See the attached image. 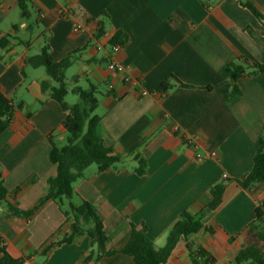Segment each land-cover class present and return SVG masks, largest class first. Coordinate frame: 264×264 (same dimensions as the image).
<instances>
[{
    "label": "crops",
    "instance_id": "obj_1",
    "mask_svg": "<svg viewBox=\"0 0 264 264\" xmlns=\"http://www.w3.org/2000/svg\"><path fill=\"white\" fill-rule=\"evenodd\" d=\"M31 1L39 26L29 32L22 18L9 19L16 0H0V37L31 42L25 47L14 40L8 49L0 48V93L15 110L0 134V177L8 189L0 204V247L14 258L31 255L24 264H94L86 262L96 250L86 236L43 256L72 223L56 202L47 201L30 218L8 210L16 205L29 211L47 195L49 180L57 175L50 152L65 146L68 137L62 127L66 112L41 90L49 78L46 70L26 64L37 54H32V40L21 36L36 32L41 42L47 36L56 61L76 52L66 73L71 72L68 88L97 89L99 134L105 146L126 156L104 172L89 167L74 184L76 201L96 207L108 248L117 251L101 263L134 264L131 256L119 253L132 225H146L156 248L164 247L179 215H198L210 201V188L224 183L223 202L204 218L205 229L180 240L166 264H192L187 244L207 250L214 264H230L254 239L248 227L264 201V182L249 189L237 183L252 170L260 148L264 75L238 80L241 96L228 103L234 83L224 68L236 60L264 63V27L258 19L242 0ZM251 1L264 18V0ZM60 9L69 15L61 16ZM119 32L127 43L113 54L110 40ZM112 59L122 72L109 69ZM165 82L170 85L166 92ZM136 153L148 163L144 176L135 173Z\"/></svg>",
    "mask_w": 264,
    "mask_h": 264
},
{
    "label": "trees",
    "instance_id": "obj_2",
    "mask_svg": "<svg viewBox=\"0 0 264 264\" xmlns=\"http://www.w3.org/2000/svg\"><path fill=\"white\" fill-rule=\"evenodd\" d=\"M16 2L21 18L28 23L26 30L32 32L39 26L38 19L34 18V4L31 0H16ZM242 5L250 10L264 27V18L253 2L242 0ZM14 30L18 31L19 27L15 25ZM248 32L251 33V30L248 29ZM14 40L25 47L31 46L29 41L24 42L13 35H4L0 37V48L8 49ZM126 43L127 37L122 32L115 34L110 40L111 46L123 47ZM75 54L76 52L69 53L62 60L56 61L52 56L48 38L44 34L40 53L26 59V64L31 68H45L49 78L41 82V90L57 101L66 112L62 127L68 137L65 146L61 148L53 146L50 152V160L57 167V175L49 180L47 195L29 211H21L16 205H8V210L11 214L30 218L35 216L47 201L56 202L64 216L72 223L68 234L45 247L43 256H47L58 246L72 244L77 238L86 236L90 239V247H96V250L90 251L86 262L94 261V264H102L103 257L114 255L117 251L108 248L109 237L104 228L103 218L96 207L85 200L76 201L74 184L84 177L85 171L92 165H96L99 172H104L124 163L126 156L117 154L111 147L105 146L99 134L101 117L96 114L99 94L97 89L90 86L86 90L78 87L70 91L68 88L66 73L74 63ZM224 73L226 78L234 83L226 97V102L230 103L241 96L237 85L238 80L264 75V63L236 60L225 66ZM174 80L185 87L177 79ZM169 86V82L163 83V91L166 92ZM71 92L78 96L79 102L70 106L65 99ZM14 111L9 99L0 93V134L8 129ZM133 159L138 164L135 173L138 176H144L148 168L146 159L140 153L134 154ZM262 182H264V129L260 136V148L254 157L252 170L245 179L237 180L238 185L244 189ZM225 190L224 183H216L209 190L210 201L198 215L183 211L170 229L164 247L156 248L153 240L148 236L146 225L141 227L132 225L129 240L119 253L131 256L134 264H166L180 240L188 241L192 235L205 229L204 218L220 207ZM7 196L8 189L0 177V204L6 202ZM255 216V220L248 227V233L254 236V239L247 242L230 264H264V201L256 207ZM187 249L192 264L215 263L213 255L204 248L197 247L193 250L192 246L187 244ZM30 258L31 255L14 258L4 247H0V264H24Z\"/></svg>",
    "mask_w": 264,
    "mask_h": 264
},
{
    "label": "rangeland",
    "instance_id": "obj_3",
    "mask_svg": "<svg viewBox=\"0 0 264 264\" xmlns=\"http://www.w3.org/2000/svg\"><path fill=\"white\" fill-rule=\"evenodd\" d=\"M9 19L10 20H13L15 22L21 21L20 10H19L18 7L14 11L11 12ZM38 36H39V33H36V32L33 33V34H26V35L21 36V38H25L27 40H29V39L32 40L33 45H34L33 46L34 48H32V54H39L40 53V49L39 48H40L41 40L39 41ZM40 69H41V71H44L45 72V68H40ZM70 76H71V72H68V74L66 76L67 77L66 78V82H67L68 86H71L70 81H69ZM83 88H86L87 89L88 87H87L86 84H84L83 85ZM65 101L68 104H71L72 105V104L78 103L79 102V98H78L77 95L70 93L66 97ZM66 144L67 143L65 142L64 145H66ZM95 168H97V166L96 165H92L90 169H95Z\"/></svg>",
    "mask_w": 264,
    "mask_h": 264
},
{
    "label": "built area",
    "instance_id": "obj_4",
    "mask_svg": "<svg viewBox=\"0 0 264 264\" xmlns=\"http://www.w3.org/2000/svg\"><path fill=\"white\" fill-rule=\"evenodd\" d=\"M59 14H60L61 16H63V17H66V16L69 15V14H68V11H67L66 9H60V10H59ZM78 28H80V27H78ZM121 49H122V47H121L120 45H114V46H112V53H113V54H116V53H118ZM108 67H109L110 70H112V71H116V72H122V71L124 70V67H123L121 64L115 62L113 59H112V61L110 62V64H109ZM142 94H143V95H146L147 93H146L145 91H143ZM213 155H215V153H213ZM224 178H226V175H224Z\"/></svg>",
    "mask_w": 264,
    "mask_h": 264
}]
</instances>
